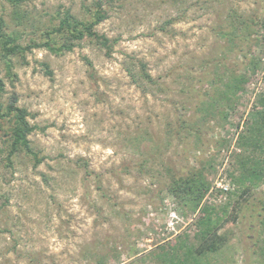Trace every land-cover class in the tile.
<instances>
[{
	"label": "rangeland",
	"instance_id": "rangeland-1",
	"mask_svg": "<svg viewBox=\"0 0 264 264\" xmlns=\"http://www.w3.org/2000/svg\"><path fill=\"white\" fill-rule=\"evenodd\" d=\"M255 1H118L96 28L118 40L111 57L87 40L59 56L36 49L16 62L14 76L0 59L5 97L15 96L28 109L29 121L38 126L30 139L43 158L35 167L20 153L8 167L6 154L0 155V264H158L150 254L158 246L181 234L195 242L199 213L180 206L165 189L167 167L182 175L203 167L211 185L228 182V192H236L230 198L215 185L216 194L207 198L219 208L231 203L220 231L227 243L207 256V264H264V184L242 187L231 177L236 154H242L238 137L256 122L264 95V13ZM85 2L24 0L25 25L17 26L14 8L0 0V16L11 30H25L27 42L58 11L83 18ZM233 11L241 21L258 18V42L217 44L212 28ZM172 18L180 19L168 25L169 33L161 32ZM246 52L259 68L248 71L225 125L204 116L201 138L195 130L178 135L191 115L203 118L186 104L190 85L203 81L198 99L207 100L218 84L210 85L214 72L208 80L205 70L218 62L219 68L241 67ZM139 62L153 83L135 85L127 68L140 78Z\"/></svg>",
	"mask_w": 264,
	"mask_h": 264
},
{
	"label": "trees",
	"instance_id": "trees-1",
	"mask_svg": "<svg viewBox=\"0 0 264 264\" xmlns=\"http://www.w3.org/2000/svg\"><path fill=\"white\" fill-rule=\"evenodd\" d=\"M2 1L14 8L13 15L17 26H24L25 14L21 10V4L24 0ZM89 1L86 0L83 3L82 9L85 13L83 18L73 14L71 10L58 11L50 25L27 42L22 41L25 30H11L7 20L0 16V59L7 74L14 76L13 70L16 62L25 60L26 55L36 49L47 50L59 56L74 51L75 48L81 46L82 42L87 40L104 50L106 56L111 57L118 40L100 34L96 28L109 18L110 11L114 9L116 2L125 0H91L90 3ZM255 4L258 12L263 14L264 0H256ZM235 13L233 11L222 14L219 23L212 28L217 36V44L236 47L242 42H245L246 46L258 42L259 37H255V33L258 34V32L254 30L258 18H247L241 21L235 16ZM178 19L180 18L168 20L167 24L159 27V30L166 34L169 33L168 25L178 22ZM243 55L244 61L241 62V67L235 64L232 68L227 66L219 68L221 65L218 62L216 65L212 64L211 70H205L204 75L208 80L214 72L210 85L218 84L207 100L198 99L199 94L205 88L203 81H199L196 86L190 85L191 87L187 91L189 101L186 104H194L195 112L202 114L203 118L201 117L200 121H194L195 116L194 114L191 115L192 120H185L184 126H178L179 129L176 130L178 135L184 130L190 132L195 130L197 136L201 138V121L204 116H208L207 119L218 118L216 120L217 125H225L229 115L228 110L233 108L238 94L243 91L249 81L248 71L255 72L259 68L257 59L250 58L249 52ZM86 62L91 67L93 66L89 59H86ZM139 63L140 71L137 75L140 78L133 75L132 70L127 68L128 73L133 76L135 85L141 87V80L153 83L154 80L145 70L146 65L143 62ZM42 66L47 75H52L48 64L42 63ZM6 93L5 80L0 77V155L6 154V165L11 167L14 163V157L23 153L31 157L34 166L37 167L42 163L43 158L40 157L39 150L34 147L30 136L38 129V126L29 121L28 109L19 106L15 96L6 98ZM194 93L197 96H193ZM259 102L261 110L256 112V122L248 126L243 134L238 137L237 144L242 148V154H236V165L231 177L242 187L248 183L252 186L264 184V95L261 96ZM189 109L193 108L190 106ZM208 163L209 161L205 165ZM167 172L170 180L165 189L177 199L180 206L189 211H199L196 220L197 231L193 236L195 242L190 240L189 234H181L175 238L174 243L158 246L150 254L158 260V264H207V256L219 252L227 243V235L220 231L227 221V217L231 216L228 209L231 203L229 201L219 208L207 201L206 196L213 185L204 175L203 167L188 170L185 175L173 173L170 167H167ZM251 189L248 187L244 191L249 192ZM217 190L222 194L225 193L222 190ZM228 193L229 197L236 195V192ZM213 194L216 193L213 191ZM234 208L236 205L232 207L233 213L235 212ZM247 209L256 211L254 208L250 209V206H246ZM232 216L237 218V215L233 214ZM261 223L264 226V216ZM250 228L252 229V226ZM262 255H264V247L262 248Z\"/></svg>",
	"mask_w": 264,
	"mask_h": 264
},
{
	"label": "built area",
	"instance_id": "built-area-1",
	"mask_svg": "<svg viewBox=\"0 0 264 264\" xmlns=\"http://www.w3.org/2000/svg\"><path fill=\"white\" fill-rule=\"evenodd\" d=\"M215 185H216V188L219 189V190H222L224 192H228L229 189H230V184L228 182H224V181H216L215 184L211 187V190L208 194V196H206V199L209 198L210 195H212V192L215 190Z\"/></svg>",
	"mask_w": 264,
	"mask_h": 264
}]
</instances>
